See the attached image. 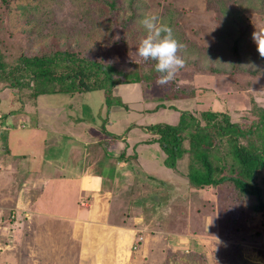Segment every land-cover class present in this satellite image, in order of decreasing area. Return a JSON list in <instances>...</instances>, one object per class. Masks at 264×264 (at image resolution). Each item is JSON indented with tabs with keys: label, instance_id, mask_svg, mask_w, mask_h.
Segmentation results:
<instances>
[{
	"label": "rangeland",
	"instance_id": "1",
	"mask_svg": "<svg viewBox=\"0 0 264 264\" xmlns=\"http://www.w3.org/2000/svg\"><path fill=\"white\" fill-rule=\"evenodd\" d=\"M261 1L138 0L132 8L137 7L134 10L143 18L157 14L172 28L174 37L184 46L179 54L185 66L176 74L173 85L150 83L143 86L144 90L141 85L116 87L114 93L121 94L133 107L130 110L135 117L134 102L143 101V95L147 100L167 99L166 93H178L179 87L191 85L196 91L184 99L181 110L226 111L233 121L249 120V96L264 106V57L252 39L254 32L264 31V12L258 11ZM219 3L226 5L236 19L231 35H220L216 19ZM132 8L128 0H0V51L18 56L53 48H81L125 68L133 67L134 62L144 63L145 72H149L150 63L137 51L146 30L141 21L127 22ZM239 17L243 18V27L238 25ZM241 33L243 38L237 40ZM223 46L226 55L218 50ZM28 94L26 88L13 94L0 85V115L17 110L6 120L0 118V264H98L88 252L90 245L78 255L87 239L83 227L76 228L75 221L67 217L72 212H67L71 204L47 196H53L51 183L42 192L36 171L39 168L45 177L51 176V159L80 166L76 162L82 163L79 157L86 150L89 173L102 177V172L105 182L100 187L105 192L96 194L98 187L92 191L95 194L91 197L99 205L96 207L95 202L93 210L108 214L115 225L129 227L136 239L126 264H264V212L253 210L254 197H239L230 182L196 189L186 177L187 156L171 169L163 163V151L154 145L141 146L142 160H120L124 144L103 141L108 137L102 122L108 115L102 90L35 98ZM145 104L143 108L153 105L149 101ZM161 114L156 119L167 120V114ZM133 117L126 127L138 124ZM143 117L152 120V115ZM167 121L175 122L173 116ZM105 129L114 135L109 123ZM92 140L100 141L103 160L101 151L96 155L92 151L91 155ZM184 144L187 146V141ZM9 148L36 155L31 163V168H36L31 172L33 179L2 170ZM107 174L117 181L111 184ZM99 178L88 181L90 190ZM89 202L81 196L76 204L84 207ZM89 238L95 243L101 234L90 233Z\"/></svg>",
	"mask_w": 264,
	"mask_h": 264
},
{
	"label": "trees",
	"instance_id": "2",
	"mask_svg": "<svg viewBox=\"0 0 264 264\" xmlns=\"http://www.w3.org/2000/svg\"><path fill=\"white\" fill-rule=\"evenodd\" d=\"M137 1L128 0L130 7L132 8ZM251 1L254 3L257 0ZM132 9L133 12L127 22L141 21L143 17L134 10L137 7ZM217 10L216 19L220 35L233 34L234 25L237 24L236 19L230 15L226 5L217 4ZM258 11L264 12V0L261 1V9ZM239 19L238 25L243 27V18L239 17ZM240 32L244 34V31ZM242 33L237 40L243 38ZM225 48L226 46H223L218 49L223 53L222 55H226ZM148 62L150 63L149 72H145L144 63L134 62L133 67L125 68L117 62L106 61L99 54L92 55L81 48H53L45 53L29 55L21 53L18 56H6L0 51V85L2 89L11 91L13 94L19 92L21 88H26L29 91L28 95L33 98L41 94L69 93L73 95L102 90L106 115H108L113 105H119L126 110L133 109L121 97L114 95L115 86L138 84L144 90L143 86L156 82L160 75L155 71L156 61ZM173 84L170 83V85ZM186 87H179L178 93L173 91L166 93L167 99L157 97L153 101L147 100L148 98L143 95V101H138L137 104L134 102L137 112L135 121L140 124L134 123L125 128L124 132L127 131L128 134L122 140H117V136L105 129L106 117L103 118L104 135L113 143L116 140L124 144L118 158L124 161L129 159L139 161L142 157L141 146L154 145L163 151L164 165L175 169L177 161L187 156L186 177L193 187L203 189L230 182L239 197L255 198L253 210L264 212V106L259 104L252 95L249 96L250 119L246 121H233L229 112L226 111L207 109L199 113H191L181 110V107L185 106L184 99L191 97L196 87L191 85ZM148 101L153 105L143 108V104L147 105L145 103ZM171 110L173 113H170ZM16 111L6 110L0 118L6 117V120L11 114H16ZM159 113L167 114V120L173 116L175 122L156 119ZM145 115H152V120L145 121L143 117ZM12 122L13 120L10 121L11 124ZM4 126L6 128L7 124ZM108 138L103 141H109ZM184 141H187V146ZM99 143L100 141L91 146V155L92 151L94 154L101 151L103 160L105 156L103 149L99 151ZM4 155L7 157H4L1 166L6 174L15 176L24 174L32 177L31 172L36 168H31L30 163L24 162L19 165L16 162L17 158L11 155L9 149L5 150ZM110 169L113 171L112 167ZM106 177L111 178L112 174H107ZM154 199H156L155 196L152 200Z\"/></svg>",
	"mask_w": 264,
	"mask_h": 264
},
{
	"label": "crops",
	"instance_id": "3",
	"mask_svg": "<svg viewBox=\"0 0 264 264\" xmlns=\"http://www.w3.org/2000/svg\"><path fill=\"white\" fill-rule=\"evenodd\" d=\"M136 85L138 84L117 85L113 88V93L116 87L118 89L132 88ZM114 95L116 96L120 95L119 97H121V99H123V101L125 102L121 94L118 95L117 93L116 94L114 93ZM119 111L120 112L122 111L121 115H118ZM132 113L133 112L131 110H126L125 108L119 105H113L110 107L109 114L105 122V126L106 124L109 123L110 127H112V131H114L113 134L115 136H118L117 140H122L125 137V135L128 134L127 131L124 132L123 130L130 123L131 121L130 117H133ZM136 116H137V113H136ZM136 116L133 118L136 119ZM122 123L123 125L120 126V124ZM117 128H120V129H117ZM81 133H80V136H82ZM118 134H121L123 136H119ZM25 138L28 139V137H25ZM21 142H19L18 145ZM97 142L98 140L91 141L93 146L96 145ZM116 142H119V141L115 140V143ZM56 143H57V140L51 143V145L55 146ZM17 146H16V149H17ZM9 150H10L11 155L17 158L16 162L19 165L24 164V162H28L31 164L33 161H35L36 155L34 153L15 151L13 149L11 150L10 148ZM95 154H97V152H95ZM88 155H89V152L86 150L85 153L79 157V161L82 160V163L81 162H76V163L81 164L80 166H72L71 163L74 164L73 161L67 164L68 161L67 163H63V161L57 163L51 159V176L45 177L43 175V171L38 170L39 168H37L36 170L38 171L37 174H39V177L41 178V183H42L41 186H43L44 188L42 192L45 191V189L47 188V185L51 183V193L53 194V196H50V195H47V196L53 197V198L59 197L58 200L56 201L54 200L55 202L62 201V204L63 203L66 204L67 202L71 204L70 205L71 207L69 208L67 212H69L70 209H72V212L67 217L71 219L72 221L73 220L75 221V223L73 224H75L74 226L76 228H79L82 226L83 235H86L87 237L85 243L83 244V248H80L78 255L81 254L83 250L86 251V249H88L90 245L88 252L90 251L92 252V256L95 257L96 263L98 264H126L129 261L128 253L131 249V246L135 243L136 239L134 238L133 232L129 227L125 228L119 225H115V223L109 220L108 214H104V213L102 214L101 212H98L97 210L96 211L93 210L94 209L93 207L95 206V202H96V207H98L99 205H97V202H98L97 199H93L91 196H93L95 192L96 194L105 192L104 189L100 188L101 183H105V182H104V176L101 177L97 174V175H93L92 177L91 173H89V170L91 168L88 169L89 166H85V164H87L86 162H87ZM40 159L42 161L45 160L43 154H40ZM142 159L143 158L140 157V160ZM34 171L35 169L33 170V172ZM100 174H102V172H100ZM96 177H100L99 180L95 183V185L97 183L98 184L94 188H91L90 190L88 181L89 180L92 181L94 180L93 178H96ZM30 179H33V175L32 177H30ZM110 180H111V184L114 183L113 181H117L115 180L114 177H112V179L110 178ZM43 181H45V183ZM95 188H97V190H95ZM93 189L95 190V192L92 193ZM81 196L82 197L84 196L90 200L89 205L80 207L79 205L76 204V201L80 200ZM99 219H102V221H98ZM104 222L106 224H104ZM90 227H93L92 231H89ZM94 232H98L101 234V239H99L95 243H93L89 238V234L94 233ZM93 244H95V246L92 248ZM122 251L124 254H122ZM119 259H121V261Z\"/></svg>",
	"mask_w": 264,
	"mask_h": 264
},
{
	"label": "clouds",
	"instance_id": "4",
	"mask_svg": "<svg viewBox=\"0 0 264 264\" xmlns=\"http://www.w3.org/2000/svg\"><path fill=\"white\" fill-rule=\"evenodd\" d=\"M141 24L146 35L140 41L138 54L145 62L156 61L155 71L160 75L155 83L157 86H167L185 66V60L179 54L184 46L174 37L172 28L162 23L157 14L146 15ZM252 39L259 55L264 57V31L254 32Z\"/></svg>",
	"mask_w": 264,
	"mask_h": 264
},
{
	"label": "built area",
	"instance_id": "5",
	"mask_svg": "<svg viewBox=\"0 0 264 264\" xmlns=\"http://www.w3.org/2000/svg\"><path fill=\"white\" fill-rule=\"evenodd\" d=\"M135 245H136V244H135ZM135 245H134V246H135Z\"/></svg>",
	"mask_w": 264,
	"mask_h": 264
}]
</instances>
